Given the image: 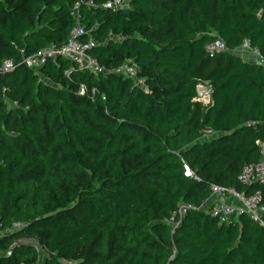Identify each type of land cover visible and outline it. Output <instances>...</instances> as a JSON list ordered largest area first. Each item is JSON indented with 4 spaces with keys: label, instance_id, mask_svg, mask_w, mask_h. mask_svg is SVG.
<instances>
[{
    "label": "trees",
    "instance_id": "1",
    "mask_svg": "<svg viewBox=\"0 0 264 264\" xmlns=\"http://www.w3.org/2000/svg\"><path fill=\"white\" fill-rule=\"evenodd\" d=\"M108 1L0 0V220L26 223L0 236V264H36L25 236L44 264H264V225L247 213L179 212L213 182L264 204V184L239 178L264 141V63L237 52L248 41L264 56V0ZM77 24L97 71L22 62ZM218 38L227 49L208 50ZM200 80L209 105L194 100Z\"/></svg>",
    "mask_w": 264,
    "mask_h": 264
},
{
    "label": "built area",
    "instance_id": "2",
    "mask_svg": "<svg viewBox=\"0 0 264 264\" xmlns=\"http://www.w3.org/2000/svg\"><path fill=\"white\" fill-rule=\"evenodd\" d=\"M119 4H123V0H110L104 5L111 7ZM85 31V28L81 24H77L70 29L68 41L66 43L62 45L52 43L47 47H42L36 53L25 56L22 62L32 68H39L49 58H55L56 56L62 55L80 67L97 71L101 68L98 59L87 52V49L93 44V42L89 41L84 43L80 39ZM207 49L210 51L226 50L227 45L222 39L218 38L207 44ZM240 49L242 53L246 50L255 54L257 57L256 60L260 63H264V56L248 41H245L237 50L240 51ZM14 65V60L8 58L4 60L2 68L9 70L12 69ZM118 70L126 74L136 75V65L128 62L121 64L118 67ZM212 91V85L209 81L200 80L197 84V95L194 97V100L201 102L204 105H209L212 103ZM212 134V130L206 128L203 137H210ZM259 144L260 158L245 165L239 176L243 183L264 184V141L259 140ZM183 169L185 176L200 179L199 175L187 161H184ZM210 189L211 195L202 205L181 204L179 212L183 213L190 207H202L207 209L211 216L218 217L221 221L227 222L241 213H247L253 220L264 225V204L261 202L263 195L260 189L255 190L252 193H247L245 190H240L235 186L215 182L210 184ZM25 224V222L15 220L11 224L4 226L0 220V236L15 233L24 228Z\"/></svg>",
    "mask_w": 264,
    "mask_h": 264
},
{
    "label": "rangeland",
    "instance_id": "3",
    "mask_svg": "<svg viewBox=\"0 0 264 264\" xmlns=\"http://www.w3.org/2000/svg\"><path fill=\"white\" fill-rule=\"evenodd\" d=\"M237 52L240 54H243L247 58H252L254 60L257 59L256 55L250 53L249 51L245 50V51H243L244 53H242L241 49H240V51L237 50ZM15 242L19 245H21V244L33 245V247L36 249V252H37L36 264H44V261H45L46 257H48L49 253H48L46 247L39 240H37L36 238H33V237L25 236V237H22L20 239H17Z\"/></svg>",
    "mask_w": 264,
    "mask_h": 264
},
{
    "label": "crops",
    "instance_id": "4",
    "mask_svg": "<svg viewBox=\"0 0 264 264\" xmlns=\"http://www.w3.org/2000/svg\"><path fill=\"white\" fill-rule=\"evenodd\" d=\"M247 59H250L251 61H254V59H252V58H247Z\"/></svg>",
    "mask_w": 264,
    "mask_h": 264
}]
</instances>
